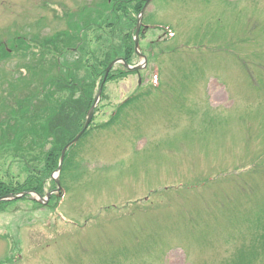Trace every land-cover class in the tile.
<instances>
[{
	"label": "rangeland",
	"instance_id": "1",
	"mask_svg": "<svg viewBox=\"0 0 264 264\" xmlns=\"http://www.w3.org/2000/svg\"><path fill=\"white\" fill-rule=\"evenodd\" d=\"M101 1L0 0V42L13 50L0 59V98L28 77L19 67L32 56L58 72L53 45L66 31L77 38L68 63L97 64L118 48L132 24L111 31ZM143 23L147 60L134 56L138 74L105 83L90 131L68 152L63 197L0 209V264H264V0H152ZM27 155L0 151V178L17 185L25 162L42 167Z\"/></svg>",
	"mask_w": 264,
	"mask_h": 264
},
{
	"label": "trees",
	"instance_id": "2",
	"mask_svg": "<svg viewBox=\"0 0 264 264\" xmlns=\"http://www.w3.org/2000/svg\"><path fill=\"white\" fill-rule=\"evenodd\" d=\"M99 6H110L111 13L108 12L102 21L107 28L113 31L115 27L122 30V25L127 21L133 27L135 18L126 20L125 17L129 18L131 13L137 14L142 4L105 3ZM100 14L102 16V13L98 12V15ZM73 37L74 32L70 33L66 31L61 35L64 41L61 43L64 44L60 43V45L57 39V44L53 45L56 58L52 59L51 63L52 67L54 66L57 69V73H54V75L53 73L49 75L44 73L48 69L47 67H43L44 65L41 60L44 54L32 56L31 60L35 61V63H26L29 71L28 77H13L11 81H8L7 96L0 98V151L13 150L17 157L21 156V150H23L31 154V161L41 160V158L43 161L42 167L38 168L26 162V166L28 167L27 176L20 184L15 185L5 182L0 178V196L18 194L27 190H34L40 195L45 194V182L57 168L63 146L81 129L86 111L93 101L94 85L97 80L99 83L101 82L105 67L116 57L124 58L128 63H132L134 43L131 32H125L121 37L118 48L115 47V50L105 55L102 61L93 65H90L85 59L81 64L79 63L80 61H76L75 64L64 60V52L66 53L67 49L70 50L72 48L73 41L74 43L77 42L75 40L77 38L73 39ZM49 42L54 43L52 39H47L45 42H40V45L47 47L49 46L47 45ZM24 43L19 42V48L27 51L29 46ZM10 56L11 54L1 44L0 59L9 58ZM62 56L63 59L61 60ZM23 57L25 60L29 58L26 57V54ZM81 66L84 69V74L79 77L78 69ZM129 72V70L125 69L111 71L107 81L122 78ZM29 77H32V80L28 79ZM30 84H32V87ZM38 84H42V86L39 88ZM47 86L50 88L48 91ZM51 90L56 94L57 92H67L68 96H58L55 99H49V93L47 92H51ZM75 92L79 93L78 98L74 97ZM40 93H42V97H40ZM36 97L39 100L33 103V115L30 117L25 116L24 114L27 111L25 105L27 102H32ZM131 99H127L120 106L126 104ZM12 102H18V106L20 107L19 113L16 115H13V110V112L10 111V103ZM6 103L9 104L7 105ZM28 122H30L29 127H24ZM34 151H37L39 156L32 154ZM67 154L64 158L63 169ZM51 184L52 187L55 186L52 180ZM27 197L25 195L22 199ZM10 202L1 201L0 209Z\"/></svg>",
	"mask_w": 264,
	"mask_h": 264
},
{
	"label": "water",
	"instance_id": "3",
	"mask_svg": "<svg viewBox=\"0 0 264 264\" xmlns=\"http://www.w3.org/2000/svg\"><path fill=\"white\" fill-rule=\"evenodd\" d=\"M142 11H143V9H142ZM142 11H141V13H142ZM141 13H140V15H141ZM137 30H136V40H135V44H136V48L138 47V41H137V36H138V31H139V27H140V16H139V19H138V22H137ZM116 61H113V62H111L107 67H106V70H105V74H104V77H103V81H102V83H101V85H100V88H99V90H98V93H97V95H96V97H95V100H94V103L91 105V107L89 108V110H88V113H87V117H86V121H85V123H84V127H83V129L70 141V142H68L64 147H63V149H62V151H61V155H60V159H59V166H58V168H57V171H59L60 169H61V164H62V161H63V158H64V154H65V152H66V150H67V148L73 143V142H75L78 138H79V136L84 132V130H85V128L88 126V124H89V122H90V120H91V117H92V115H93V110H94V107H95V105H96V102L98 101V99H99V97H100V94H101V90H102V86H103V83H104V81H105V79L107 78V74H108V72H109V70H110V68L112 67V65L115 63ZM135 68H139V66H136ZM54 179H55V181H57L58 182V178L57 177H54ZM26 192H24V193H21L20 195H6V196H0V200H4V199H13V198H17V197H19V196H21V195H23V194H25ZM49 196V194L47 195V197Z\"/></svg>",
	"mask_w": 264,
	"mask_h": 264
},
{
	"label": "flooded vegetation",
	"instance_id": "4",
	"mask_svg": "<svg viewBox=\"0 0 264 264\" xmlns=\"http://www.w3.org/2000/svg\"><path fill=\"white\" fill-rule=\"evenodd\" d=\"M142 1L143 0H107L108 3H140Z\"/></svg>",
	"mask_w": 264,
	"mask_h": 264
}]
</instances>
